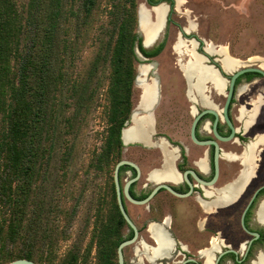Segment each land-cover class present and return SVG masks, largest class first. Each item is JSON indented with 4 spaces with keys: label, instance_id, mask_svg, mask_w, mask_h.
I'll return each instance as SVG.
<instances>
[{
    "label": "flooded vegetation",
    "instance_id": "af4514ba",
    "mask_svg": "<svg viewBox=\"0 0 264 264\" xmlns=\"http://www.w3.org/2000/svg\"><path fill=\"white\" fill-rule=\"evenodd\" d=\"M161 1L171 5L170 12L176 7L175 0ZM195 32L184 39L200 41L195 49L221 84L208 78L203 87L192 86L182 68L190 58H180L181 86L163 87L159 75L158 93L148 103L141 93L133 103L127 122L137 110L132 126L136 119L150 122L149 114L153 123L146 135L123 145L112 173L115 200L101 205L100 251L115 254L118 264L120 245L135 235L115 182L123 159L138 165L119 170L121 199L138 229L137 240L123 247L125 264H257L264 256V74L242 73L231 87L235 71H228L234 69L224 68L220 54L207 53ZM249 60L238 67L264 68ZM129 181L133 199L125 190ZM157 231L165 240L159 252Z\"/></svg>",
    "mask_w": 264,
    "mask_h": 264
},
{
    "label": "trees",
    "instance_id": "16d2710c",
    "mask_svg": "<svg viewBox=\"0 0 264 264\" xmlns=\"http://www.w3.org/2000/svg\"><path fill=\"white\" fill-rule=\"evenodd\" d=\"M98 1L27 0L21 5L18 0H0V264L18 258L52 264L59 239L69 238L67 228L56 237L58 224L53 223V217L68 214L56 203L59 179L51 165L57 148L54 121L61 111L68 103L74 105L75 112L65 117L73 127L91 79L98 75L102 60L110 58L107 135L91 163L99 169L110 168L125 144L122 130L134 103L135 65L141 62L137 49L155 57L164 48V41L155 49L143 45L136 31V0H113L108 8L113 27L105 50L100 47L85 80L69 74L67 60L75 57L83 28L92 23ZM160 1L148 0L150 4ZM65 90L69 102L63 100ZM113 180L112 175L110 198L105 195L100 204L97 232L91 240L97 244L95 264H118L115 254L100 251L101 205L105 201L112 205L115 200ZM91 249L87 246L82 251L75 244L60 264H89Z\"/></svg>",
    "mask_w": 264,
    "mask_h": 264
},
{
    "label": "rangeland",
    "instance_id": "374dc122",
    "mask_svg": "<svg viewBox=\"0 0 264 264\" xmlns=\"http://www.w3.org/2000/svg\"><path fill=\"white\" fill-rule=\"evenodd\" d=\"M136 1L139 5L143 2L148 5L147 0ZM18 2L23 5L27 0ZM111 2L113 0H99L92 23L83 28L77 53L74 58L67 60L66 69L72 76L85 80L98 50L106 47L105 43L110 38L113 27L108 13ZM143 7L145 8L144 5ZM181 26L186 27L187 32L196 31L208 42L207 46L213 44L215 49L223 46L230 56L239 58L242 62L258 58L254 63L263 64L264 0H178L177 7L170 12L167 31L162 37L165 42L164 48L154 57L158 62L157 71L163 87L181 86L183 72L179 59L191 58L184 48L180 51L175 48L178 42L185 43L188 49L195 43L194 40L189 41L180 37ZM189 26L195 30H188ZM150 61L143 60L139 63ZM139 63L135 65L137 72L142 67L139 68ZM110 72V58H104L98 75L91 79L90 87L86 89L83 107L80 108L73 127L65 120L66 116H71L76 110L70 103L66 109L60 110V115L54 121L57 148L51 165L54 177L59 179L54 194L60 209L65 207L68 214L60 213L57 218L53 217V223L58 224L59 233L56 237L62 234L60 233L62 228H67L69 238L59 239L52 264H60L64 255L75 244L82 251L91 246L89 264H95L97 261V244L91 240L97 232L100 204L105 195L110 198L113 166L116 161L114 159L111 167L107 169H99L92 165L95 156L102 151L107 135ZM143 76L141 72L139 79H143ZM133 88L132 102L135 103L143 88L136 83ZM59 95V97L63 95L65 102L70 101L66 90ZM1 125L0 115V127ZM68 152L70 153L67 154Z\"/></svg>",
    "mask_w": 264,
    "mask_h": 264
},
{
    "label": "water",
    "instance_id": "95a60500",
    "mask_svg": "<svg viewBox=\"0 0 264 264\" xmlns=\"http://www.w3.org/2000/svg\"><path fill=\"white\" fill-rule=\"evenodd\" d=\"M141 5H144L145 8H146V17L148 19V23H150V20H151V23L157 21L156 20L157 18H156L155 8H157V7L161 6V5H165L167 7V11H166V14H165L164 18L161 19L160 23L156 26L155 30L148 37H147V32H145V30L142 28L141 17H140V11H141L140 10V6ZM175 5L177 7L178 0H175ZM170 9H171V5L169 3H167V2H165V1H161V2H159L157 4L149 5V6L145 2L140 3L139 10H138V13H139L138 32L143 37V44H144L145 47L153 48L158 43V41L162 38L164 33L166 32ZM184 33H191V32H187V30L185 28H183L181 33H180V37L181 38H184V36H183ZM192 40H194L197 43V47H198L200 41L198 39H196V38H193ZM200 40L203 41V43H204V50L207 53L212 54V53H210V52H208L206 50V46H207L208 42L204 38H201V37H200ZM195 51L197 52L196 49H195ZM137 54H138V57H139L140 61L149 60V57L143 55L140 52L139 49H137ZM200 55H202L204 57L203 54H200ZM218 58H220V56H218ZM141 66H146V71H144L145 73L143 72V74H144L143 78H145V82L146 83H153L154 82L155 85H156L155 86L156 87L155 88V92L157 94L159 89H160V86H161V84H160V76H159V73L157 71L158 62L154 60V61H150L148 63H139V68ZM232 71H235V73L233 74V77H232L231 87L234 86L236 78L242 73H245V72H258V73L264 74V68L263 67L254 66L252 64H250V65H248L246 67H242V68L238 67V68H236L234 70H231V71H228V72H232ZM140 75H141V72L138 70V73H137V76H136V79H135L136 84H138V80H139V76ZM142 95H143V90H142ZM156 104H157V99H155L154 103L149 107V110L152 111V109L155 107ZM138 106H139V103H138ZM151 111H150V113H151ZM136 114H137V110H134L133 113H132V118H131L130 122L128 121L127 125L122 130V139H123V141H124V143L126 145L129 144L130 142H127L124 139V131L126 130V128H129L132 125L134 116ZM150 116H151L150 118H151V125H152V123H153L152 122V114H150ZM125 164H129V165L137 167V168H138V165L136 163L130 161V160L123 159V160H121V161H119L117 163L116 168H115V182H116V187H117V190H118L120 207H121V210H122L126 220L129 222V224L131 226L134 227L135 235H134L133 238L124 241L120 245V250H119V252H120L119 253L120 264H125L124 255H123V247L135 242L137 240V238H138V229H137L135 223L130 218L129 214L127 213V211H126V209H125V207L123 205L122 199H121L120 183H119V170H120V167L122 165H125ZM131 182L132 181H129L126 184L125 190H126V193H127L128 197L130 199H133L131 197V195L129 194V186H130ZM8 264H39V263H37L36 261H34L32 259H28V258H18V259H15V260L11 261Z\"/></svg>",
    "mask_w": 264,
    "mask_h": 264
},
{
    "label": "bare ground",
    "instance_id": "6f19581e",
    "mask_svg": "<svg viewBox=\"0 0 264 264\" xmlns=\"http://www.w3.org/2000/svg\"><path fill=\"white\" fill-rule=\"evenodd\" d=\"M164 6H160L156 8V13H157L156 20L157 21L152 22V23H151V20H150V23H148V19L146 17V10L143 7V5L140 6V10H141L140 17H141L142 28L145 30V32H147V37L155 30L156 26L160 23L161 19L164 18L166 11H167V7L166 6L164 7ZM192 29H194V27L189 26L188 30H192ZM195 43L190 49H188L186 47V44L183 42H178L175 46V48L178 51L184 48V51L189 52V54L191 55V58L186 63H182V68L185 72L184 74H186V76L191 81V85L194 87H199V88L203 87L205 80H207L208 78H212L216 82L217 85H220L221 79L219 78V75L213 68L206 66L204 64L203 59H202L204 57L195 51V48H196ZM206 50H208V52H211L213 54H220L222 56V57L220 56V58H222V64L226 70L235 69L242 64V61L230 56L227 49L223 46L220 47L219 49H215L213 47V44H209ZM257 59L258 58H255L253 60L251 59L250 62L252 61L254 62V60H257ZM262 62H263L262 66H264V61ZM140 71L143 74V72L146 71V66H142ZM138 84L144 90L143 92L144 95H142L143 102L148 103L149 99H151L154 95L155 88H156L155 83L148 84L145 82V79L143 78V79H139ZM150 122H151V118H150ZM150 122L146 119H136L134 126L131 125L132 126L131 128L129 129L126 128V130L124 131V139L128 142L132 139L141 137L142 135H146L151 128ZM262 216H264V205L262 206ZM155 234H156V237L160 245V247L157 250V252H159L160 249L164 248L165 240L159 231H157V233ZM257 264H264V256H261Z\"/></svg>",
    "mask_w": 264,
    "mask_h": 264
}]
</instances>
